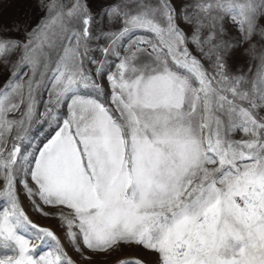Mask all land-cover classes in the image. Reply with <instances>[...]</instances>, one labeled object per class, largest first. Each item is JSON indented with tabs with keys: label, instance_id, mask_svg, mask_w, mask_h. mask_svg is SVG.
<instances>
[{
	"label": "snow or ice",
	"instance_id": "6c2138e0",
	"mask_svg": "<svg viewBox=\"0 0 264 264\" xmlns=\"http://www.w3.org/2000/svg\"><path fill=\"white\" fill-rule=\"evenodd\" d=\"M39 6L0 28V264H264V0Z\"/></svg>",
	"mask_w": 264,
	"mask_h": 264
},
{
	"label": "rangeland",
	"instance_id": "374dc122",
	"mask_svg": "<svg viewBox=\"0 0 264 264\" xmlns=\"http://www.w3.org/2000/svg\"><path fill=\"white\" fill-rule=\"evenodd\" d=\"M92 8L99 11L102 7L113 2V0H89ZM43 12L39 6V0H0V28L9 29L12 25L29 26L36 24ZM107 27V25H103ZM234 29L230 34H234ZM14 35V32H9ZM247 45L233 51L228 58L229 71L235 73L247 72L249 67L255 70L256 61L250 59L246 52ZM6 77V72L0 68V79ZM23 199L25 210L31 219L38 225L52 229L64 240V231L59 226L58 221L52 216H42L31 207V203L26 198ZM70 254L78 261V264H87L81 261L79 253L69 248ZM139 259L143 264H156V256L140 246L127 245L118 251L109 254H94L92 264H119L120 260Z\"/></svg>",
	"mask_w": 264,
	"mask_h": 264
}]
</instances>
